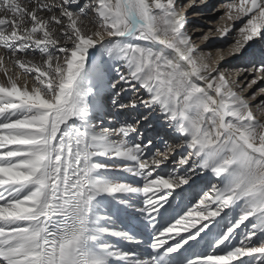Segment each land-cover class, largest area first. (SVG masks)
Returning a JSON list of instances; mask_svg holds the SVG:
<instances>
[{
  "label": "snow or ice",
  "instance_id": "6c2138e0",
  "mask_svg": "<svg viewBox=\"0 0 264 264\" xmlns=\"http://www.w3.org/2000/svg\"><path fill=\"white\" fill-rule=\"evenodd\" d=\"M193 6L0 0V264H264V121L197 55ZM221 7L230 57L264 43V0Z\"/></svg>",
  "mask_w": 264,
  "mask_h": 264
},
{
  "label": "rangeland",
  "instance_id": "374dc122",
  "mask_svg": "<svg viewBox=\"0 0 264 264\" xmlns=\"http://www.w3.org/2000/svg\"><path fill=\"white\" fill-rule=\"evenodd\" d=\"M225 2L227 0H203V3L202 0H183V3H194L195 5L187 11L189 21L188 31L193 35V43L201 51H204L205 55L211 54L208 58L210 61L215 57L219 59L222 55L225 57L221 63L222 71L226 73L230 81H236L243 85L241 94L245 95L246 99L252 97L248 100L252 105L255 116L260 117L261 115L258 112L261 111V108H264V105L260 104L264 100V96H261L259 93L260 89L264 88V81L248 88L245 82V75H238V72L242 67L248 65L250 61L264 59V43L259 41L252 42L243 55L229 56L231 46L237 38V32L233 31L226 39H221L220 33L217 31L218 28H222L226 24L231 23L224 18L225 10L221 7V4ZM239 26V23H237L236 27L238 28ZM205 35L211 38L207 43L204 41ZM251 79V76H247V80L250 81ZM128 95H131V93ZM144 111V109H138L136 112L124 114L137 116L138 114H143ZM123 116V113L118 114V118H122ZM160 120L159 113H155L150 119L142 122L141 129H144L146 135L151 132L149 136H155L156 134L161 136L164 133L165 126ZM170 140L178 143L175 137H172ZM177 155H179V152Z\"/></svg>",
  "mask_w": 264,
  "mask_h": 264
},
{
  "label": "bare ground",
  "instance_id": "6f19581e",
  "mask_svg": "<svg viewBox=\"0 0 264 264\" xmlns=\"http://www.w3.org/2000/svg\"><path fill=\"white\" fill-rule=\"evenodd\" d=\"M202 52H203V54H202ZM199 53V55H205V53H204V51H199L198 52ZM198 53H197V55H198ZM95 56H96V54L94 53L93 54V57L95 58ZM218 60V57H215V58H213V60L212 61H210L209 60V62L210 63H213V62H215V61H217ZM222 65H221V71H222ZM3 81V76H2V73H0V82H2ZM29 83H31V81H29ZM21 84H23V80H21ZM250 98H252V97H249V98H247V99H250ZM258 110V109H257ZM123 113V112H122ZM258 114L259 115H261L260 117H257V119H259V120H261V121H264V108L262 109L261 108V111H259L258 112ZM123 115L125 116V114L123 113ZM160 116V115H159ZM161 117V122H162V124L165 126V128H164V133L160 136V137H162V138H167V139H171L172 137H174V136H172V134L170 133V132H168V130H167V126H166V124L164 123V120H163V117L162 116H160ZM141 131H143L144 132V129L142 128L141 129ZM145 133V132H144ZM150 133L151 132H149L148 133V135H146V137L147 136H149L150 135ZM179 142V141H178ZM174 143H177V142H174ZM207 177H199L197 180H196V183H201V182H204V181H207ZM213 183H215V180H213L212 181Z\"/></svg>",
  "mask_w": 264,
  "mask_h": 264
}]
</instances>
